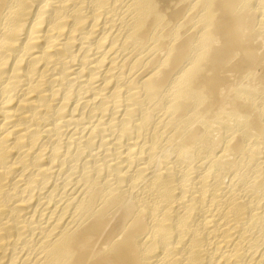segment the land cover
<instances>
[{
    "label": "bare ground",
    "instance_id": "6f19581e",
    "mask_svg": "<svg viewBox=\"0 0 264 264\" xmlns=\"http://www.w3.org/2000/svg\"><path fill=\"white\" fill-rule=\"evenodd\" d=\"M0 264H264V0H0Z\"/></svg>",
    "mask_w": 264,
    "mask_h": 264
}]
</instances>
